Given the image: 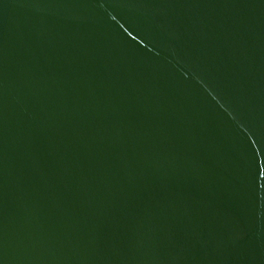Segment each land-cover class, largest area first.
Listing matches in <instances>:
<instances>
[{
	"label": "water",
	"instance_id": "obj_1",
	"mask_svg": "<svg viewBox=\"0 0 264 264\" xmlns=\"http://www.w3.org/2000/svg\"><path fill=\"white\" fill-rule=\"evenodd\" d=\"M0 264H264V0H0Z\"/></svg>",
	"mask_w": 264,
	"mask_h": 264
}]
</instances>
